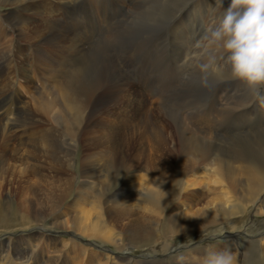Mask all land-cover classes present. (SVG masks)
I'll list each match as a JSON object with an SVG mask.
<instances>
[{"label":"bare ground","instance_id":"1","mask_svg":"<svg viewBox=\"0 0 264 264\" xmlns=\"http://www.w3.org/2000/svg\"><path fill=\"white\" fill-rule=\"evenodd\" d=\"M56 1L66 7L71 18L68 16V21L61 23L56 18L50 19V17L49 20L52 22L50 21L46 29H42L43 27L39 23H32L31 20L34 17L38 21V17L48 15V9L45 8V0H0V6L12 8L9 12L4 10L0 11V204L3 201L6 204L8 202L11 203L15 199L18 209L24 212L23 215L25 216L23 218H26L25 220L23 219L24 224L27 226H30V224L37 225V228L33 227L34 229L26 230L24 234L18 235L11 234L7 229L0 231V264H148L144 261H123L109 253H105L104 250H110L109 247L115 248L116 250H125L129 245L140 246L157 240L158 238L156 237L169 239L170 235L176 232H180L187 238L195 239L197 235L202 236L206 233H209L211 236L216 235L214 234L215 232L219 233L226 227L230 230L240 228L251 214L250 207L253 204L255 206L254 214H264V130L261 128L263 130L261 131L260 127H258L246 135V139L231 137L230 140H226L227 136L232 135V133L225 129L223 130L224 126L221 125L228 120L230 121L238 117L245 118L253 111L249 103L252 96L246 91V86L240 82V84L231 82L232 89L238 87L245 90L240 101L239 96L231 97L232 99L228 101L234 102V104L217 108L218 110L214 112L216 114L214 117L212 111L209 113L206 111L207 113L203 114L205 119L201 118V120L202 122H206V125L201 131L204 136L210 135L208 139H203L201 136L196 137V134H192L189 129L187 130L182 124H179L177 113V116L171 117L173 129L176 131L179 140L175 146L171 144L172 148H170L171 150L169 152L173 156H180V159L177 164H171L167 174L153 173L147 170L148 174H138L136 176L134 175L135 172L132 173L126 166L111 165V158L104 153V155L99 154L100 158L98 161L96 159L99 155L97 157H85L78 160L80 164L78 177H86L88 181L91 179V184L86 181L80 183L79 197L72 202L76 207L75 212L71 216L61 211L60 208L57 209L59 200L56 199L53 201L52 197H50L52 199V205L48 206L51 208H45L43 206V197L40 198L41 193L39 190L41 191V188H38L37 195H34V202H32L30 196L28 197L27 205L24 198L21 201L18 198H14V195L22 196L21 194H26L27 191L22 190L25 188L32 189L30 188L31 185L32 187L34 185L42 187V185L47 183L48 185H52L57 179L56 175L60 172L59 165L63 163L72 165L74 159L73 153L77 148V137L80 135L81 123L87 113H90V110L88 111L85 107L87 101H83V98L95 96L97 92L98 94L100 92L101 94H105L102 90V84L104 83L108 84L106 90L110 92L115 88L117 82L114 77L118 64L115 63L114 57L110 60L112 56L106 57L99 63L98 79H96L98 82L95 84L80 82V79L83 77L82 67L76 66L77 61L75 58L87 49L85 47L86 40H89L92 34L89 35L87 32L83 33L82 31L78 33L73 28H69L70 24L76 26V24L81 23L78 19L79 17H76L70 8V1L72 0ZM225 1L228 0H223V4ZM215 2L216 0H205L202 5L203 7L207 5L209 9L216 10L219 7L215 6ZM200 3V1L198 4L193 3L194 12L199 11L200 13V10H202ZM149 4H151L149 0H113L112 7H108L105 10L106 17H111L107 23L105 22L108 44L119 48L127 44V42L122 40L125 35L129 36L134 34V32L142 35V33L145 34L151 29L149 21L151 18L149 20L145 19L146 14L149 13L147 11ZM128 6L132 9L134 8V15L129 20L132 24L128 22L123 27L127 15L123 14L124 16L118 19L116 15L121 14L124 10L127 11ZM15 9L23 12V14L21 16L18 14L19 12L17 15L13 14V10ZM220 11L221 8L218 9L217 15L220 14ZM197 17L199 22L196 20L195 22L197 23L198 29L193 31L192 36L201 35L200 25H204L203 22L206 20V18L204 20L202 15ZM208 17L210 18L206 22L210 24L215 17L210 16V14ZM141 18L142 20L138 27L135 26L133 22ZM116 19L117 22L112 23ZM203 29L205 31L206 27L204 28L203 26ZM189 31L190 27L187 28L186 21L185 32L181 33L180 36L188 39ZM6 38H9V40L6 41ZM199 40L198 42H200ZM13 42H15L14 51H10L9 46ZM21 42L27 44L29 47L28 55L31 54V62L33 61V74L37 76L36 78L33 76L32 80H28V77L26 78L27 80L24 79L21 88L26 89L34 101H37L39 108H37L36 112L50 114V121L47 124L49 126L47 127H43L41 124L43 122L40 120L38 121L37 119L35 121L37 117L35 119L34 117L37 115L26 109L23 110L21 117H13L17 116L15 114L21 111L20 107L22 106L20 105L19 94L16 93V101L11 103L15 105L13 110L5 106V101L9 97L8 93L11 92L10 88L13 87L16 79L19 78V71H22L23 66L15 65L18 58H21L19 63L23 64L24 57L22 56L25 47L22 46ZM144 43V41L137 43L138 47H143ZM133 45L135 47L137 46L134 43ZM177 45L175 44V46ZM192 45L194 48H197L196 41ZM72 62L75 63L71 64ZM126 83L124 82V84ZM212 85L214 84L212 83ZM170 91L171 89L168 93ZM130 92L127 94L129 95ZM11 96L14 98L15 94L12 93ZM204 96H201V98ZM197 99L199 100V98ZM180 100L183 106L194 105L196 103L195 101H198L189 95H184ZM32 108L35 109V106ZM167 109L169 110V107ZM261 111L262 113L259 112V117L264 120V108H261ZM209 115H212V118H208ZM148 125L149 122H146V131L152 134L155 141L160 142L158 145L161 148L165 146L161 126L158 125L160 126L158 127L157 123H155L154 126L149 128ZM218 130L226 131L223 132V137L215 136ZM212 133L215 134L211 135ZM145 137L147 138L149 136ZM16 138H19V140L15 141ZM155 149L156 151L160 150L156 147ZM17 151H21L19 156H15ZM105 156L108 158L105 160H109V162L102 165V160L100 159ZM10 158L18 160L19 165L26 169L27 173L15 176L14 174L8 175L4 172L3 170L7 169L5 165ZM96 165L98 167H95ZM104 171L106 176L104 175L102 178L100 176ZM189 173H197L200 176L208 174L210 178L208 180L203 179V181L206 180L204 185H207L208 182L212 183L215 190H212L211 193L218 196L212 198L205 206H200L198 200L194 199L193 193H190V191H194L196 188H194L195 183L186 179ZM47 180L49 181L46 182ZM95 185L100 186L96 187ZM90 186L91 188L96 187V190L94 189L95 191L93 192L86 191ZM103 186L106 189L105 192ZM110 186L111 188L115 187V192L107 191L109 190L107 188ZM164 191L167 193L166 197ZM71 196L73 197L72 194ZM214 199L216 200L215 203ZM33 204H35V207H33ZM108 205L111 209H114L115 206L121 209L115 210L119 221L122 218V223L120 221V224L117 223V226L108 219L109 212L111 211ZM177 205L180 206V210L172 212L177 208ZM133 207L139 209L143 214L147 213L150 219L146 222H133L128 215L129 212L125 213V208L132 209ZM167 208H172V211L166 213L164 210ZM191 210H195V216H191ZM66 211L68 210L66 209ZM108 221L116 228L115 230L110 228ZM42 222H46L50 227L72 229L73 231L68 234V237L52 238L42 233L40 228L41 225H44ZM143 225L146 233L142 237L137 234L138 230H135V228L142 229L141 226ZM80 237L97 240L99 244H96L95 241V243L90 244L80 243L78 241L81 240ZM46 241H53L50 243L52 246H45L44 242ZM256 243L260 244V247H263L261 245L264 243V235H260ZM219 245L218 242H214L212 244L206 243L205 245L187 248L181 254L185 257L184 264H201L206 250L209 249H230L237 255L238 264L249 263L252 257L255 259V255L251 257L253 253L250 250L253 249H251L250 240H242V248H244L242 262H240V257L233 246V237L229 238L226 236L223 246L219 248ZM48 249L51 255H46V250ZM170 263L177 264V258L171 257Z\"/></svg>","mask_w":264,"mask_h":264},{"label":"rangeland","instance_id":"2","mask_svg":"<svg viewBox=\"0 0 264 264\" xmlns=\"http://www.w3.org/2000/svg\"><path fill=\"white\" fill-rule=\"evenodd\" d=\"M81 1L82 0L70 1V8L72 12L75 13V16L79 17L78 19L81 21V23L76 24V26L70 24L69 28L70 29L73 28V30H76V32L78 33L82 31L83 33L87 32L89 35L92 34L93 38L90 37L89 40H86L85 47L88 50L87 49L84 50L82 54L77 55V58H75V60L77 61L76 66L82 67L81 71L83 72V77L80 79V82L82 83L88 82L90 84L93 83L95 84L96 82H98L96 79H98L97 73L99 72V65H100L99 63H101L106 57L108 58V56H112L110 57L111 58L110 60H112L114 57L115 63L118 64L117 71L114 77V79L117 80L115 88L109 92L106 90L108 84L104 83L102 84V90L105 94H101V92L100 94H98L97 92V95L99 97L95 95L92 97L83 98V101L85 102L87 101L85 107L88 109V111L90 110V113L89 114L87 113L86 117L81 123L79 130L80 135H78L77 137V148L73 153L74 159L72 165H67L65 163L59 165L60 172L58 175H56L57 179L55 181L57 184L54 182L52 183V185H48L47 183L45 185H42V187L40 186L38 187V185H34L32 187L31 185L30 188L32 189L29 190L25 188L22 190V191H27L28 194L27 193L21 194L22 196L14 195V198H18L20 199V201L24 198L27 205L28 197L30 196L32 202H34V195H37L38 188H41V191L39 190V192L41 193L40 198L43 197V206H45V208H51L48 206L52 205V199L53 201L57 199L59 200L57 203L58 205L57 209L60 208L61 211H63L69 216H71V214L75 212L76 207L74 204H72V202L74 200H77L79 197L78 192L81 188L80 183L86 181L91 184L90 182L91 179L90 181H88V178L86 180V177H81V176L78 177V171L80 168L79 167L80 164L78 162L79 159H83L85 157L92 158L93 156L97 157L99 154L104 155L105 153L108 157L111 158L112 160L111 165L126 166L128 167V169L131 170L132 173L135 172L134 175L136 176L138 174L146 175L147 170L153 173L167 174V171H169L171 164H177L180 159V156L179 157L173 156L169 152V150H171L170 148H172L173 145L175 146L179 140L176 131L173 129V124H172L173 121L171 117L175 116L177 113L178 116L177 115L176 116L179 118V124H182V126L185 127L187 130L189 129V131H191L192 134L194 135L196 134V137L201 136V138L203 139H208L210 135L204 136L203 132L201 131V129H203L206 125L205 124L206 122H202L201 120V118L205 119L203 117V114L212 111V115L214 117L216 115L214 112L218 110L217 108H220L222 106L226 107L227 105L230 106V104L231 105L234 104V102H229V101L236 96H239V101H240L243 97L242 94L245 92V90H242V88H238V87H235L233 89L231 88V82H233L234 84L239 82L242 83L241 81L238 80H230V81L225 80L221 82L218 81L215 77L209 76L207 80L208 86L206 85V88L205 85L201 83V72L200 71L198 72L199 69L197 65L199 63L206 62L207 55L202 53V48H198V47L194 48L192 43L195 41L198 43L199 38H200L199 40L200 43H203L202 36L205 32L203 26L204 28L205 27L207 28L211 24V23L210 24L207 23L210 18L208 17V15L210 14V16L212 15V17H216L217 11L219 9V8L218 9L216 8V10L209 9L207 5L203 7L202 3L205 0H149L151 4H149V9L147 10L149 11V13L146 14L145 19L149 20V18H151L149 20L151 29L147 31L148 33L147 32L145 34L142 33V35H139L138 32H134V34H131L129 36L125 35L122 40L127 42V44L119 48L111 44H108L106 38V32H105V24L108 21V20L106 21L105 10L108 7H106L105 4L101 2L103 0L82 1L84 12H86L87 10L88 13V15L87 13H85L84 17L80 16L79 12L74 7V3H79ZM199 1L201 2L200 6L202 8V10H200L201 14L199 13V11L194 12L193 9V3L198 4ZM45 2H46L45 8L48 9L47 12L48 15H45L43 17H38V21L35 20V18L33 17V19L31 20L32 23L35 24L39 23L43 27L42 29H46L48 27V24H50L51 21L49 20L50 17H51L50 19L56 18L61 23H66L68 19L71 18V16L69 15L70 13L66 9V7L60 4L58 1L45 0ZM229 3L230 0L225 1L224 7H227ZM111 7H112V3H111ZM178 8L179 10L182 9V11L179 12ZM133 9L129 7L127 11L124 10L121 14H117L118 16L116 15L117 19L124 15H127V19L124 20L125 24L123 23L124 24L123 27H125V25L128 24V22L129 24H132V22H130L129 20L134 15ZM1 10L9 12L12 10V8L11 7L9 8L8 6L7 7L0 6V11ZM222 11L223 9L221 8L220 13ZM17 13L20 16L21 14H23V12H20L16 9L13 10V14L17 15ZM200 15L204 17V20L206 18V20L203 22L204 25L199 24L201 26V32H200L201 35L192 36L193 31L198 29L195 20L199 22L197 16ZM117 19L116 21L115 20L112 21V23L117 22ZM141 20L142 18L138 19V21L136 22H133V24H135V26L138 27ZM186 21H187V28L190 27V31L188 32V36H189L188 39L180 36L181 33L185 32ZM8 40L9 38H6V41ZM141 41H144L145 43L143 47L139 48L137 43ZM133 43L136 44L137 46L135 47ZM21 44L23 47H25L22 56L24 57L23 64L19 63L21 61V58H18L17 61L15 62V65L20 67L23 66L22 71H19L20 72L19 78L16 79V82L13 85V87L10 88L11 92L10 93L7 92L9 97L5 101V106L11 108L12 110L15 108V105H12L11 103L16 101V93H17L20 95V105L22 107H20L21 111L15 114L17 116H13V117L14 118L21 117L23 115L22 113L23 110L26 109L32 111L34 114L37 115L34 117V119L37 117L35 121H37L38 119V121L40 120L41 122H43V123L41 122H36V123H41L43 127H47L49 126L47 124L50 121V114L47 113L41 114L38 113L39 111L36 112L37 108H39L37 101L36 100L34 101L33 97H31L30 93H28L26 89L21 88V84H23L24 79L28 77L27 78L28 80H32L33 76L35 75L33 74L34 68L32 67L33 61L31 62V54L28 55L29 47L25 43L21 42ZM175 44L178 45L175 46ZM191 45L192 47L189 48ZM14 47H15V42H13L11 46H9V48L11 49L10 51H14ZM93 56L94 58H92ZM98 56H100L101 58ZM74 63L75 62H72L71 64ZM36 77L37 76H34V78ZM122 80L127 83L124 84ZM212 83L214 85H212ZM170 89L171 91L168 93ZM128 92H130L129 95L127 94ZM12 93L15 94L14 98L11 96ZM203 94L206 96H204ZM184 95L186 96L189 95L194 100H198L197 98H199V100L195 101L196 103L194 105L183 106L180 103L181 102L180 99ZM201 96L204 97L201 98ZM123 98L124 99L126 98L125 99L126 101ZM169 101L172 103H170ZM249 103L253 109V111L250 112V115L246 116L245 118L238 117L230 121L228 120L227 122L221 124L222 126H224L223 130L225 129L226 131L232 133V135L227 136L226 140H230L231 137H238V139H246V135H248L249 133H251V131L255 130L258 127H260V130L261 128L264 130V120L263 118L259 117V112L262 113L261 108L258 106V104L253 102V98ZM173 104H175L176 106ZM34 106L35 109L32 108ZM29 107L31 108L29 109ZM168 107L169 110L168 109L166 110V108ZM171 107L172 109H170ZM247 110H248V106H247ZM212 115H209L208 118H212ZM146 122H149L148 125L149 128L154 126L155 123H157V126L158 125L161 126V131H162L161 133H162L163 141L165 142V146L161 148L158 145L160 142L155 141L152 134L146 131ZM223 130L222 131L218 130L216 134L212 133L211 135L215 134V136L217 135L218 137L220 136L223 137L222 135L223 132H226ZM198 132H200L201 134L200 133L198 134ZM145 136H149V137L146 138ZM18 140L19 138L15 139V141ZM155 147L160 150L156 151ZM17 152L15 156H19L21 154V151H17ZM100 155L96 159V161H98ZM11 159L12 158H10V160L7 162L8 165L7 164L5 165L7 169L6 170L4 169L3 170L4 172H6L8 175L14 174L15 176L27 173L26 169L22 168L19 165L18 160H14V159L11 160ZM105 159L108 158L105 156L104 158L100 159L102 160L101 161L102 165L106 162H109V160H105ZM95 167H98V165H96ZM207 173L209 174V172ZM101 174L102 175L100 177L103 178L106 173L104 171ZM208 174H203L200 176V174L197 173L196 174L189 173L186 176L187 180H190L193 183H195L194 188L196 189L194 191H190V193H193L192 195L194 199L198 200L200 206H205L207 202L209 203L211 201L212 198L218 196L211 193L212 190H215L214 185L212 183L208 182L207 185H204V182L208 180V178H210ZM203 179L206 180L203 181ZM48 181L49 180H47L46 182ZM96 187L91 188L90 186L89 189H87L86 191L93 192L96 190ZM110 188L111 186L107 188L109 189L107 191L115 192L114 190L115 187H112L111 189ZM103 189L105 192L106 190L105 187ZM71 194L73 195V197L71 196ZM50 197H52V199ZM14 200H12L11 203L8 202L9 204L8 203L6 204L4 201L0 204V213H2L0 214V231L7 229L10 231L11 234L18 235V234H24L26 230L28 231L33 227L37 228L36 227L37 225L30 224V226H27L26 224H24L25 222L23 221V219L24 220L26 219L23 218V216H25L23 215L24 212L18 209L16 200L15 201ZM215 202L216 200L214 199V203ZM33 207H35V204H33ZM172 208L171 209L167 208L164 211L166 213H169L170 211H172ZM66 209L69 211V213L68 211H66ZM109 209L111 211L109 212L108 219L114 222L116 226L117 223L120 224V221L122 223V218H120L119 221V217L117 216L116 214L117 212L115 211L120 208L115 206L114 209H111L109 206ZM254 209L255 206L253 204L250 207L251 214L248 216V218L240 228L230 230L227 229L226 227L225 229H222L219 233L215 232L214 234L216 235L213 236H211L209 233H206L202 236L197 235L195 239H191L183 236L180 232H176L172 234L174 236L170 235L169 239L166 238L162 239V237H156L158 238L157 240L148 242L140 246L129 245L125 250H116L115 248L109 247L110 250L112 251L104 250V252L109 253L119 259H122L123 261L132 260V261H140V262L144 261L147 262L148 264H158V263L171 264L170 263L171 257L177 258L189 247H196L199 245H205L206 243L212 244L214 242H218V244H220L219 248H221L227 236L229 238L233 237V244H234L233 246L240 257V262H242L244 255V248H242L243 247L242 240H250L251 249H253L250 250L251 253H253L251 254V257L255 255V259L254 257H252L249 263H244V264H264V243L263 245H261L263 247H260V244L256 243L257 238H259L260 235L262 236L264 235V214H254ZM175 210L179 211L180 206L177 205V208H175L172 212H174ZM194 211L195 210L190 211L191 216H195ZM128 212H129L128 215L133 222H137V221L146 222L150 219L147 213L143 214L139 209L135 207H133L132 209L125 208V213ZM42 224H44L43 226L42 225L40 226L42 233L52 238L68 237V234H70L73 231L72 229H65V228L61 229L59 227L58 228L50 227L46 224V222L45 223L42 222ZM108 224L111 229L113 230L116 229L113 227L110 221H108ZM141 227L142 229L135 228V230H138L137 234L142 236L143 234L146 233V230L143 229L144 225ZM46 229H50V230H46ZM80 239L81 240L77 239L80 243L90 244L96 242V244H99L97 240L84 239L81 237ZM52 242L46 241L44 242V245L52 246L50 245V243ZM49 249L46 250V255L48 254L51 255ZM92 264H96V263H92Z\"/></svg>","mask_w":264,"mask_h":264},{"label":"clouds","instance_id":"3","mask_svg":"<svg viewBox=\"0 0 264 264\" xmlns=\"http://www.w3.org/2000/svg\"><path fill=\"white\" fill-rule=\"evenodd\" d=\"M215 6L223 11L205 29L203 43H197L207 55L197 65L201 83L206 86L209 76L241 81L253 102L264 108V0H230L227 7L216 0ZM184 261V256L177 257V264ZM201 264H238V259L228 248L209 249Z\"/></svg>","mask_w":264,"mask_h":264}]
</instances>
